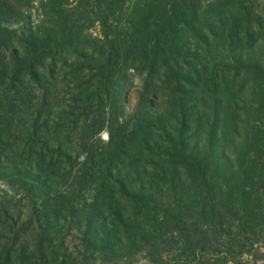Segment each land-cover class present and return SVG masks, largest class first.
I'll return each mask as SVG.
<instances>
[{"label":"trees","instance_id":"16d2710c","mask_svg":"<svg viewBox=\"0 0 264 264\" xmlns=\"http://www.w3.org/2000/svg\"><path fill=\"white\" fill-rule=\"evenodd\" d=\"M20 1L32 0L1 3L14 11ZM72 2L46 0V19L28 33L29 51L0 23L13 90L2 99L0 126L16 121L25 143L0 130V178L15 174L35 191L33 216L44 235L73 222L85 256L97 251L107 264H131L141 253L161 263L175 250L191 262L220 245L243 252L264 224V10L255 0ZM71 11L94 14L107 51L90 48ZM56 60L78 86L81 65L97 69L78 96H94L95 126L118 119V139L111 133L102 152L87 148L80 159L73 147L75 139L85 145L95 126L78 121L75 105L55 107L62 89L52 77ZM131 66L147 73V105L162 94L165 111L147 110L149 103L123 121L121 107L107 105L124 95ZM36 88L32 105L26 97ZM56 111L58 119L44 115Z\"/></svg>","mask_w":264,"mask_h":264},{"label":"rangeland","instance_id":"374dc122","mask_svg":"<svg viewBox=\"0 0 264 264\" xmlns=\"http://www.w3.org/2000/svg\"><path fill=\"white\" fill-rule=\"evenodd\" d=\"M2 1L0 0V23L2 29L15 30L17 33L16 39L19 40V50L29 51L31 39L28 37V33H30V29L36 30L46 19L44 7L46 0H32L30 3L20 1L14 11L2 7ZM71 1H73L72 6L79 2V0ZM137 1L126 0V3L127 5H132ZM255 2L256 6L263 11L264 0H255ZM71 13L72 17L84 27L83 35L90 44V48H103L104 51H107L109 45L104 38L103 27L100 22L92 20L94 14L75 12V15L74 11H71ZM99 38H103L104 42H101L103 40H99ZM21 46L24 48H21ZM8 53L9 50L5 51L3 47H0V107L3 105L2 99L13 93V90L8 87L9 78L4 74L5 66L11 61V56ZM38 55L40 57L44 55L46 62H50V54H44L43 51H39ZM72 58L76 60L78 57L73 56ZM56 62L57 68L55 64L52 77H54L56 82H59L62 89L58 95V101L55 102V107L75 105L76 114H81L78 121L80 123L85 121L91 127H94L101 117L96 107L97 102L95 103L96 100L92 95L88 97L81 94L79 97L78 92L80 93V90L85 88V86H89L90 81L95 80L90 79L97 74V69L93 68V65H81L84 68L81 77V79H84V83L82 86H78V82L71 80L73 75L68 73L65 68H62L61 61L56 60ZM37 66L42 68L39 62H37ZM146 77V72L139 71L136 67L131 66L126 73L125 80L122 81L123 84L126 83L124 95L122 97H111L108 100L107 105L112 103L117 109L118 106L121 107L120 120H129L133 113L138 110L142 111V107L146 108L149 103L151 104L147 110L151 108L152 110L165 111L164 105H162L165 95L160 94L157 98H153V101L147 100L149 102L148 105L145 102ZM38 97L39 90L36 88L32 94L27 95L26 101L31 102L30 104L33 105ZM3 107L8 108V106ZM44 115H49V118L53 120L59 117L57 111ZM73 117L74 115L72 114L69 119H73ZM42 122L41 119L40 123ZM16 127V121L13 120L9 125L3 124L0 126V130L4 136L9 135L12 130L9 141H13V143L19 142L23 147L25 143L20 142L22 137ZM111 133L115 135V139H118V119L112 125L106 122L102 127L95 126L90 131L85 145L79 139H75L72 145L77 150L82 151L79 156L81 159L84 158L87 148L93 152H102L104 146L110 141ZM19 152L20 149L16 147L13 154L16 155ZM27 185L30 186L29 184ZM32 192L35 191L27 190L22 185L20 178L16 177L15 174H8L0 178V264H85L88 262L107 264L103 262V256L97 251L92 256L89 254L85 256L84 248L81 244V232L78 230L77 225L69 219L68 222L72 223L71 227L65 225L59 234L44 235L42 233V225L37 221V217L33 216V214H37L40 200ZM259 230L257 237L245 244L243 247L244 251L238 254L229 253L226 246L220 245L217 250L212 248L203 250L200 254V259H195L191 262L184 261L185 258L175 250L169 253L164 252L161 256L164 262L161 263L152 259L146 253H141L137 260L131 264H175L176 261L181 264H224L221 262V258L224 257L226 264H234L235 260H241L247 264H264V224L261 225ZM85 257L89 258V261H84ZM120 264L125 263L121 262Z\"/></svg>","mask_w":264,"mask_h":264}]
</instances>
